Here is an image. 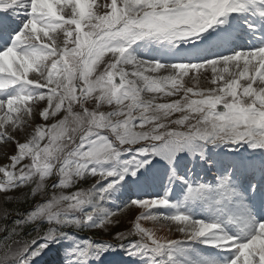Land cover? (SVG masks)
Wrapping results in <instances>:
<instances>
[{
  "label": "snow or ice",
  "instance_id": "snow-or-ice-1",
  "mask_svg": "<svg viewBox=\"0 0 264 264\" xmlns=\"http://www.w3.org/2000/svg\"><path fill=\"white\" fill-rule=\"evenodd\" d=\"M0 152V264H264V0H0Z\"/></svg>",
  "mask_w": 264,
  "mask_h": 264
},
{
  "label": "rangeland",
  "instance_id": "rangeland-1",
  "mask_svg": "<svg viewBox=\"0 0 264 264\" xmlns=\"http://www.w3.org/2000/svg\"><path fill=\"white\" fill-rule=\"evenodd\" d=\"M245 32H247L245 30ZM245 38V37H244ZM151 50H145L143 52H145L147 55L148 52H150ZM137 55H140L139 53H137ZM210 72L205 74V76L203 78L200 79V81L197 83L195 81H188V78H185L186 82H187V86H191V87H194L196 89H201V88H208V87H211V85L208 83V78L210 77ZM31 76V74H30ZM8 151L11 152L12 151V148L11 146H9L8 148ZM4 163H6V160L4 158V155H3V152H0V165H3ZM152 180V179H151ZM166 178H163L161 179L162 183L166 184L167 183V180ZM161 183V184H162ZM155 188V187H154ZM166 189L163 188V186H161V189L158 190L157 194H150V193H144V194H137V198H151L152 196H163L164 193H165ZM12 195L16 196V199L18 201V203H20L22 200H24V197L22 194H19V193H13ZM182 196H183V190H180L179 192H177L175 195H170L169 196V199L170 200H173L175 203H177V200L179 201V203L182 202ZM136 198V199H137ZM4 196L0 195V205H4ZM29 201H31V196H29ZM111 201L106 205V207L108 208H111V209H116L118 208L117 206H113L112 204H110ZM16 203H12V204H9V205H6L7 207H12L14 208L13 205H15ZM122 207V206H120ZM132 217H133V209H130V208H125L123 209L122 211L120 212H117L116 213V216L113 217L114 220H121L122 223H120L119 227L118 228H113V231H118V230H128V228H130L131 226V223H132ZM144 223V222H143ZM144 226L146 227H152L151 223H148V222H145L144 223ZM103 239H107L108 236L107 235H104L102 237ZM59 247V246H57ZM200 252L197 253V256L199 257ZM63 256V250L61 249L59 252L57 251H53L52 253H50L43 261H42V264H59V260L62 258ZM208 264H217V263H213V262H210L208 261Z\"/></svg>",
  "mask_w": 264,
  "mask_h": 264
},
{
  "label": "bare ground",
  "instance_id": "bare-ground-1",
  "mask_svg": "<svg viewBox=\"0 0 264 264\" xmlns=\"http://www.w3.org/2000/svg\"><path fill=\"white\" fill-rule=\"evenodd\" d=\"M253 39V38H252ZM252 41H254V40H252ZM166 181V180H165ZM162 183V181L161 180H158V181H156V186H154L155 187V190L156 191H158L159 189L157 188V185H159V184H161ZM164 184V183H163ZM141 192H143V191H145L146 190V186L144 185V184H142L141 185ZM120 193H129V191L127 190V187L126 188H121L120 189V191H119ZM157 194V193H156ZM145 223V222H144Z\"/></svg>",
  "mask_w": 264,
  "mask_h": 264
},
{
  "label": "trees",
  "instance_id": "trees-1",
  "mask_svg": "<svg viewBox=\"0 0 264 264\" xmlns=\"http://www.w3.org/2000/svg\"><path fill=\"white\" fill-rule=\"evenodd\" d=\"M14 208L15 207H27L28 206V203H25L24 201L20 202V203H16L15 205H13Z\"/></svg>",
  "mask_w": 264,
  "mask_h": 264
}]
</instances>
